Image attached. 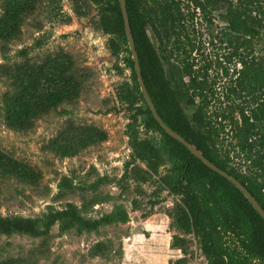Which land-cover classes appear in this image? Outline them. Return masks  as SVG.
<instances>
[{
	"label": "rangeland",
	"instance_id": "rangeland-1",
	"mask_svg": "<svg viewBox=\"0 0 264 264\" xmlns=\"http://www.w3.org/2000/svg\"><path fill=\"white\" fill-rule=\"evenodd\" d=\"M178 1L185 19L178 30L181 48L178 53L172 50L171 59L191 64L192 74L205 81L207 114L217 125L222 120L214 112L242 101L228 88L241 66L239 55L246 51L243 46L237 55L234 52V33L226 28L223 2L211 0L215 6L204 18L192 0ZM78 5L80 14L73 0H35L34 9L24 15L19 36L0 40V151L39 174L35 183L0 175V216L43 221L48 210L72 203L83 217L101 222L88 231L76 227L61 231L56 221L40 237L0 233V264H170L180 258L185 259L183 264H205L197 239L182 234L171 217L179 198L165 189L161 177L174 175L175 162L168 156L161 132L146 129L144 115L135 116V109L117 98L121 85L136 83L127 63L128 45L122 39V50L112 54L109 35L98 28L96 6L89 0ZM147 32L158 52L167 54L152 30ZM252 42L254 56L264 60V28ZM61 59L69 65L77 95L35 117L28 129L11 128L5 119V99L13 91L17 68ZM163 67L167 72V65ZM137 105L144 103L140 99ZM186 112L190 115L189 109ZM221 123L226 135L221 132L220 138L224 137L219 139L226 146L232 137L229 126ZM67 127L92 128L105 138L76 154L61 156L51 144ZM131 133L151 140L164 156L158 173L143 182L124 176L127 165L128 172L134 166L146 169L132 156ZM74 135L70 131L67 137ZM62 179H68L70 186L62 187ZM174 235L185 237L184 249L172 245ZM96 242L107 245L105 256L93 254Z\"/></svg>",
	"mask_w": 264,
	"mask_h": 264
},
{
	"label": "trees",
	"instance_id": "trees-1",
	"mask_svg": "<svg viewBox=\"0 0 264 264\" xmlns=\"http://www.w3.org/2000/svg\"><path fill=\"white\" fill-rule=\"evenodd\" d=\"M73 0L80 14L78 3ZM97 8L98 28L109 35L112 54L122 50L121 40L127 44L119 0H89ZM204 18L215 5L211 0H192ZM224 3L226 28L234 33V52L244 46L239 55L240 68L234 71V80L228 93L242 99L234 107L214 112L229 126L231 141L223 146L222 121L217 125L207 114L209 106L205 81L192 74L191 64L175 63L172 50L178 51V30L185 19L178 0H125L129 26L139 59L146 90L161 119L172 130L196 147L209 161L238 179L264 209V60L253 54V39L264 28V2L261 0H220ZM35 0H2L0 12V40L10 41L21 33L24 15L34 9ZM193 16L191 15V18ZM151 29L161 50L152 44L147 29ZM240 36H242L241 39ZM171 47H170V46ZM170 47V48H169ZM129 49V48H128ZM130 53V52H129ZM24 56L26 51H21ZM134 86L121 85L117 98L130 108L135 116L144 115L146 129H158L168 156L175 162L174 175L161 177L165 189L179 198L171 212L177 229L182 234H193L206 260L205 264H250L253 260L264 264V219L257 213L243 193L224 176L206 166L178 140L168 135L152 116L137 83L134 65L130 58ZM164 64L168 71L164 70ZM63 59L48 61L40 66L17 68L12 75L13 91L5 99V119L15 130H26L31 120L60 102L77 95L78 86ZM188 77V81L185 80ZM137 91V92H136ZM138 93V94H137ZM198 98V99H197ZM142 100L144 106L137 105ZM199 101H197V100ZM186 109L190 110V115ZM220 124V127L218 125ZM74 137H67L69 132ZM226 135V133H224ZM105 134L86 127H67L60 138L53 141L51 149L61 156L76 154L79 149L103 140ZM220 138V139H219ZM134 159L144 163V170L134 166L124 176L138 182L147 180L149 174L158 173L164 163L161 150L146 138L130 134ZM236 159V160H235ZM244 168V169H242ZM0 175L14 176L22 182L35 183L39 174L0 151ZM62 187H69L62 179ZM121 189H125V186ZM105 220H109L106 217ZM59 221L61 231L72 227L78 230L95 229L100 219H87L75 204L50 209L39 218L0 216V233H21L40 237L47 234ZM42 224V228L40 227ZM185 237L174 235L172 245L184 249ZM107 245L96 242L92 251L105 256ZM180 258L170 264H183Z\"/></svg>",
	"mask_w": 264,
	"mask_h": 264
},
{
	"label": "water",
	"instance_id": "water-1",
	"mask_svg": "<svg viewBox=\"0 0 264 264\" xmlns=\"http://www.w3.org/2000/svg\"><path fill=\"white\" fill-rule=\"evenodd\" d=\"M119 5L121 9V14H122V19H123V24H124V31H125V36L127 40V45L129 48V52L131 55V59L134 65V71L136 74V79L137 83L139 85L140 92L143 96V99L148 106L149 110L152 113V116L154 119L158 122L159 126L171 137L174 139L178 140L181 142L183 145H185L189 151L198 157L206 166L214 170L215 172L219 173L220 175L224 176L227 178L229 181H231L236 187L243 193V195L248 199V201L252 204L254 209L257 211V213L264 219V209L261 207V205L257 202V200L253 197V195L247 190V188L241 184V182L233 177L232 175L228 174L226 171L222 170L218 166H216L214 163L209 161L196 147H194L189 141H187L185 138H183L181 135L176 133L174 130H172L165 122L161 119L159 114L157 113L154 104L146 90V87L144 85L143 77L141 74V69L139 65V59L138 55L135 49V44L133 40V36L131 33V28L129 26V21H128V15H127V10H126V4L125 0H119Z\"/></svg>",
	"mask_w": 264,
	"mask_h": 264
}]
</instances>
